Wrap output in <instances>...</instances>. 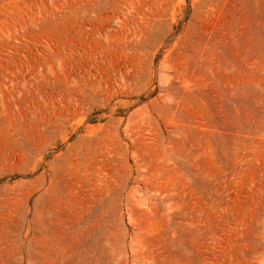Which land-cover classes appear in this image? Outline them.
Returning a JSON list of instances; mask_svg holds the SVG:
<instances>
[{
  "label": "rangeland",
  "instance_id": "rangeland-1",
  "mask_svg": "<svg viewBox=\"0 0 264 264\" xmlns=\"http://www.w3.org/2000/svg\"><path fill=\"white\" fill-rule=\"evenodd\" d=\"M0 264H264V0H0Z\"/></svg>",
  "mask_w": 264,
  "mask_h": 264
}]
</instances>
